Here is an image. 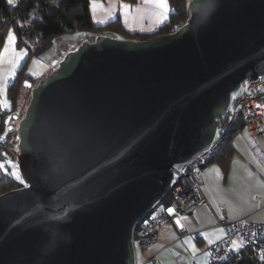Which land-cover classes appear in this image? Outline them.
<instances>
[{"label": "water", "instance_id": "1", "mask_svg": "<svg viewBox=\"0 0 264 264\" xmlns=\"http://www.w3.org/2000/svg\"><path fill=\"white\" fill-rule=\"evenodd\" d=\"M176 29L96 34L30 87L22 185L0 193V264H135L133 227L264 76V0H188Z\"/></svg>", "mask_w": 264, "mask_h": 264}, {"label": "crops", "instance_id": "2", "mask_svg": "<svg viewBox=\"0 0 264 264\" xmlns=\"http://www.w3.org/2000/svg\"><path fill=\"white\" fill-rule=\"evenodd\" d=\"M165 2L166 9L159 7L155 0H95L93 9V0H89V8L96 25L119 17L125 31L134 33L109 35L140 39V34L155 31L167 19L170 6L168 0ZM98 33L95 30L94 34ZM10 46L6 54L2 52L4 59L0 62V99L3 101L7 83L19 66L21 50L26 52L14 44ZM9 53L14 55L12 59L8 58ZM232 146L227 166L214 160L199 171L197 180L207 204L194 210L193 219L182 215L180 221L167 219L157 227L153 242L146 248L148 254H156L160 264H188L187 261L195 264L196 260L200 261L197 264H205L210 245L224 235V229L215 225L220 219L247 217L264 222V136L253 139L238 132L233 136ZM157 211L152 209L151 214ZM233 246L240 248L242 241L236 239Z\"/></svg>", "mask_w": 264, "mask_h": 264}, {"label": "trees", "instance_id": "3", "mask_svg": "<svg viewBox=\"0 0 264 264\" xmlns=\"http://www.w3.org/2000/svg\"><path fill=\"white\" fill-rule=\"evenodd\" d=\"M168 3L170 11L167 19L155 31L140 34L141 39L160 33H168L174 30L173 25L175 23H183L186 20L189 15L188 0H168ZM14 5L9 4L8 0H0V51L7 32L9 29H12L16 37V47H24L27 51L25 61L30 56L42 54L52 45L55 37L69 33L83 32L84 37L89 34L95 35V30L107 35L134 34L125 31L119 17L103 25H96L91 16L89 0H15ZM92 39L90 38L89 40ZM80 41H82L81 38L78 42ZM24 63H22L13 79L7 85V96L13 105L17 98V83L19 84L21 80L22 85H24V79L29 80L33 78L25 71ZM231 109L232 105L230 103L226 113L218 119L215 139L220 137L221 140L214 149L213 154L199 164V171L214 160L219 161L223 166L229 164L233 151V136L240 132L242 128V120L239 115L234 119H230ZM9 111L14 113V109H10ZM4 115L5 112L0 113V161L7 162L4 163L6 166L8 165V161L11 162L14 159L16 167V158L13 157V151H15L13 145L14 136L11 134L9 127H6L4 123ZM4 171L0 166V193L22 185L20 177L16 178L8 171ZM170 198L169 191L162 196L152 209L162 211L169 203ZM210 254L209 249V264H264L257 250L248 245H242L238 249L234 248L232 253L221 255L214 260H210Z\"/></svg>", "mask_w": 264, "mask_h": 264}, {"label": "built area", "instance_id": "4", "mask_svg": "<svg viewBox=\"0 0 264 264\" xmlns=\"http://www.w3.org/2000/svg\"><path fill=\"white\" fill-rule=\"evenodd\" d=\"M182 23L177 22L173 28H178ZM232 97V96H231ZM233 103L230 119L239 115L242 120L240 132L247 137L255 138L264 133V76L255 79H246L239 86L236 95L231 98ZM229 103V104H230ZM221 140L220 137L213 138L209 147L203 150L197 157L189 161L184 168L174 173L168 192L170 191V201L162 211H157L148 215L136 223L132 231V241L139 250L153 242L157 227L167 219H177L180 221L182 215H187L193 219L194 210L207 204L197 176L199 175V164L208 156L213 154L214 149ZM169 209L172 211L169 212ZM217 226L224 229V235L218 241L210 245V260L217 259L221 255L232 253L233 243L236 239L242 241V245H248L257 250L259 257L264 262V222H255L247 217L235 220L220 219ZM181 226V224H180ZM135 264H160L156 254L136 257Z\"/></svg>", "mask_w": 264, "mask_h": 264}, {"label": "rangeland", "instance_id": "5", "mask_svg": "<svg viewBox=\"0 0 264 264\" xmlns=\"http://www.w3.org/2000/svg\"><path fill=\"white\" fill-rule=\"evenodd\" d=\"M15 1V0H14ZM12 30V29H9ZM8 35V32H7ZM7 35L5 37L4 40V44L3 47L0 51V62L1 60L4 59V54H6L7 52L4 51L5 47L11 48L10 44H8L7 42ZM83 32H74V34L69 33L68 35H61V36H57L54 38L52 45L47 48L42 54H40L39 56H30L27 61H25V58H27V51L25 52L24 55H22L23 57L21 58L20 62H19V66L14 70V74L13 76L10 78V80L8 81L7 85L9 84V82L13 79V77L15 76L16 71L20 68V66L22 65V63H24L25 61V71H27V73L33 77L31 79H24V81H30L31 84H35L41 77H43L47 72H49L58 62V60L63 56V54L76 47L80 42H78L81 38V40L83 39H90V38H94L95 35L89 34L86 35V37L83 36ZM93 36V37H92ZM141 39V38H140ZM16 40V39H15ZM14 47H16L15 45V41H14ZM17 49H25L24 47L21 48H17ZM26 50V49H25ZM4 54H3V53ZM14 55H12V53L8 54V58L12 59ZM35 61V63H34ZM17 98L15 101V104L13 105L8 96H7V86H6V90H5V97L6 100L3 101L0 99V113L1 112H5L4 115V123L6 124V127H9V130L11 131V134L14 136L13 138V145L15 148V151H13V157L16 158V138H15V131H16V127H17V123L20 120V118L23 116L25 108L27 106V103L29 101L30 98V87H27L25 85H22V81L20 80L19 84L17 83ZM236 95V92L232 93V97ZM5 103L7 104V106L5 107ZM231 105L233 106V103L231 102ZM10 109H14V113L9 111ZM264 136V133L260 136H257L255 138ZM11 160V159H10ZM4 163H7L5 161H0V166L2 167V170L4 172H9L11 173L14 177H20V174L18 172V170L15 167V162L14 159L10 161H8V165H4ZM21 178V177H20ZM21 186V185H20ZM19 187V186H17ZM16 188V187H13ZM11 188V189H13ZM9 190V189H8ZM7 191V190H6ZM149 251L146 249L143 250H139L138 246H136V254L138 255L137 258L139 257L140 254H143L144 256L148 255ZM205 264H209L208 262V258L205 259ZM198 262H200L199 260H196L197 264ZM188 264H194L192 261L188 262Z\"/></svg>", "mask_w": 264, "mask_h": 264}, {"label": "snow or ice", "instance_id": "6", "mask_svg": "<svg viewBox=\"0 0 264 264\" xmlns=\"http://www.w3.org/2000/svg\"><path fill=\"white\" fill-rule=\"evenodd\" d=\"M8 2H9V4H13V6H15L14 5V0H8ZM155 2L158 4V6L159 7H161V8H167V4H166V2H165V0H155ZM93 9H95V0H93ZM124 7L125 8H127L128 6L127 5H124ZM15 39H16V37H15V35H14V33H13V31L12 30H9L8 31V35H7V42H8V44H13L14 43V41H15ZM4 51L5 52H7L8 51V47H5V49H4ZM24 53H23V50H21V58H22V55H23ZM34 63H35V61H34ZM7 106V104L5 103V107ZM172 210L171 209H169V212H171ZM262 259H264V257H262Z\"/></svg>", "mask_w": 264, "mask_h": 264}]
</instances>
